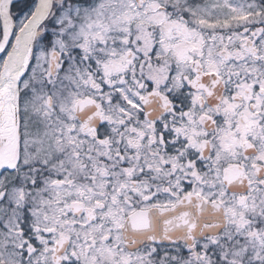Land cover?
<instances>
[{
  "label": "snow or ice",
  "instance_id": "6c2138e0",
  "mask_svg": "<svg viewBox=\"0 0 264 264\" xmlns=\"http://www.w3.org/2000/svg\"><path fill=\"white\" fill-rule=\"evenodd\" d=\"M0 264H264V0H0Z\"/></svg>",
  "mask_w": 264,
  "mask_h": 264
}]
</instances>
